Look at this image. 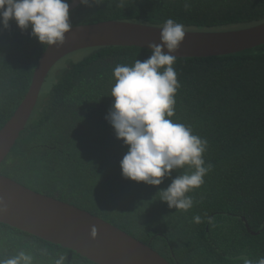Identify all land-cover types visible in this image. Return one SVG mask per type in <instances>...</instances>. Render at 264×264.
I'll return each instance as SVG.
<instances>
[{
    "label": "trees",
    "instance_id": "1",
    "mask_svg": "<svg viewBox=\"0 0 264 264\" xmlns=\"http://www.w3.org/2000/svg\"><path fill=\"white\" fill-rule=\"evenodd\" d=\"M184 3L125 0L120 8L105 0L99 7L77 5L69 14L72 26L123 20L162 27L171 18L188 31L264 22V0H189L187 11ZM29 31L12 20L0 30V128L22 100L47 46ZM150 54L135 46H101L62 58L48 73L0 174L97 215L172 264H257L264 258V44L227 55L176 57L180 86L170 119L206 140L203 159L212 166L204 184L187 194L193 199L188 211L159 200V190L187 166L158 186L122 178L119 161L127 146L104 119L113 102L115 66ZM20 250L33 255V264H54L60 255L65 264H96L0 223V259Z\"/></svg>",
    "mask_w": 264,
    "mask_h": 264
},
{
    "label": "clouds",
    "instance_id": "2",
    "mask_svg": "<svg viewBox=\"0 0 264 264\" xmlns=\"http://www.w3.org/2000/svg\"><path fill=\"white\" fill-rule=\"evenodd\" d=\"M110 2L125 7V0ZM104 3L105 0H78L85 7ZM184 7L186 11L190 9L189 0H185ZM69 8V0H0V30L7 29L12 20L22 32L30 30L28 34L42 45L60 46L72 26ZM185 34L184 25L169 18L160 28L161 43L149 42V56L136 59L132 65L115 66L109 94L113 102L104 117L115 137L127 146L119 161L122 178L158 186L166 177H172L173 172L187 166L189 171L177 174L166 188L159 190V200L181 211L193 207V199L187 194L204 184V177L212 167L205 165L203 159L206 140L193 134L189 126L170 119L180 86L173 67L176 56L172 53ZM194 220L199 223L200 217ZM91 234L95 236V228ZM40 253L48 255L47 249H41ZM33 259L32 254L20 250L12 257L0 259V264H33ZM65 261L66 257L60 255L54 264ZM245 264L253 261L247 260ZM257 264H264V258Z\"/></svg>",
    "mask_w": 264,
    "mask_h": 264
},
{
    "label": "water",
    "instance_id": "3",
    "mask_svg": "<svg viewBox=\"0 0 264 264\" xmlns=\"http://www.w3.org/2000/svg\"><path fill=\"white\" fill-rule=\"evenodd\" d=\"M69 11L78 4L71 0ZM159 26L105 20L71 26L62 45H47L32 72L22 100L0 128V164L28 124L50 70L65 56L101 46L148 48L161 43ZM179 57H210L264 44V22L223 31H188ZM167 51L166 49H164ZM0 223L73 250L96 264H172L158 251L93 213L43 194L0 174ZM95 228L96 234H91Z\"/></svg>",
    "mask_w": 264,
    "mask_h": 264
},
{
    "label": "flooded vegetation",
    "instance_id": "4",
    "mask_svg": "<svg viewBox=\"0 0 264 264\" xmlns=\"http://www.w3.org/2000/svg\"><path fill=\"white\" fill-rule=\"evenodd\" d=\"M248 225V224H247ZM248 228H249V231L251 230V228L248 226Z\"/></svg>",
    "mask_w": 264,
    "mask_h": 264
},
{
    "label": "rangeland",
    "instance_id": "5",
    "mask_svg": "<svg viewBox=\"0 0 264 264\" xmlns=\"http://www.w3.org/2000/svg\"><path fill=\"white\" fill-rule=\"evenodd\" d=\"M78 52V51H77Z\"/></svg>",
    "mask_w": 264,
    "mask_h": 264
}]
</instances>
